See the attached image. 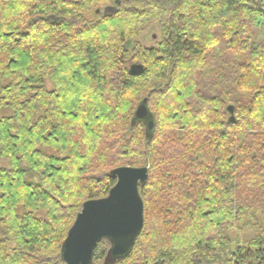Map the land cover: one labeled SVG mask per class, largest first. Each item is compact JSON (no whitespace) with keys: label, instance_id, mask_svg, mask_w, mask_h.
<instances>
[{"label":"trees","instance_id":"16d2710c","mask_svg":"<svg viewBox=\"0 0 264 264\" xmlns=\"http://www.w3.org/2000/svg\"><path fill=\"white\" fill-rule=\"evenodd\" d=\"M258 18L262 0H0V110L13 111L0 119V264H65L84 203L122 166L149 167L144 228L123 260L105 239L93 264H264V232L236 248L231 236L264 223ZM153 24L161 42L144 49ZM145 98L152 131L135 118Z\"/></svg>","mask_w":264,"mask_h":264},{"label":"water","instance_id":"95a60500","mask_svg":"<svg viewBox=\"0 0 264 264\" xmlns=\"http://www.w3.org/2000/svg\"><path fill=\"white\" fill-rule=\"evenodd\" d=\"M129 72L140 76L144 73V66L134 63ZM147 103L148 98H145L135 118L145 121L152 131L154 121ZM112 176L117 181L108 196L85 202L78 214L62 246L65 264H93L95 249L105 239L112 244L111 260H123L142 234L145 219L140 186L148 181L149 168L122 166L115 169Z\"/></svg>","mask_w":264,"mask_h":264},{"label":"rangeland","instance_id":"374dc122","mask_svg":"<svg viewBox=\"0 0 264 264\" xmlns=\"http://www.w3.org/2000/svg\"><path fill=\"white\" fill-rule=\"evenodd\" d=\"M264 3V0H262ZM89 19H93V16H89ZM260 30L264 27V18H258L255 24ZM141 44L144 49L155 48L161 42V29L159 25L153 24L148 26L142 31L140 36L134 41ZM134 63H128V68ZM5 85L3 80H0V88ZM47 87L49 90L53 89V85L47 81ZM13 114V111L9 108H3L0 110V119L9 117ZM0 165L3 167L8 166V162L0 158ZM133 167V166H132ZM149 168V167H148ZM37 180V179H36ZM241 230H235L232 232V239L234 240V248L237 244L248 243L250 240L257 238L261 232H264V223L261 215H258V219L252 222H244ZM103 264V263H102Z\"/></svg>","mask_w":264,"mask_h":264},{"label":"snow or ice","instance_id":"6c2138e0","mask_svg":"<svg viewBox=\"0 0 264 264\" xmlns=\"http://www.w3.org/2000/svg\"><path fill=\"white\" fill-rule=\"evenodd\" d=\"M71 243V242H70Z\"/></svg>","mask_w":264,"mask_h":264}]
</instances>
